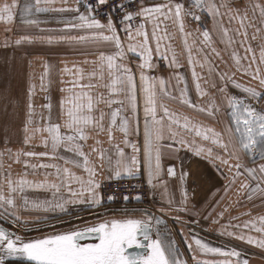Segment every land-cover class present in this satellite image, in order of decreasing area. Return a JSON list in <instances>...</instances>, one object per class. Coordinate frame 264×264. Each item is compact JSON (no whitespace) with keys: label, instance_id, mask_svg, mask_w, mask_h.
Here are the masks:
<instances>
[{"label":"snow or ice","instance_id":"1","mask_svg":"<svg viewBox=\"0 0 264 264\" xmlns=\"http://www.w3.org/2000/svg\"><path fill=\"white\" fill-rule=\"evenodd\" d=\"M241 4L243 0H24L22 5L18 0H5L0 4V22L10 26L17 16L20 19L18 38L10 43L5 37L0 46H64L85 57L80 66L73 62L72 67L65 63L58 68L50 60L43 62L39 87L46 93V102L38 111L34 103L37 86L30 83L22 147L13 151L7 136L3 141L0 221H6L7 227L0 226V264L11 259L27 264H188L174 239V230L148 209H139L143 213L140 217L131 214L136 209L128 208L121 210L125 215L111 217L107 212L93 211L90 219L77 212L82 226L55 227L54 219L61 224L65 221L49 214L68 213L70 206L102 207V181L97 178L101 174L104 180L118 183L136 178L143 166L150 196L161 190V201L168 205L159 211L176 212V223L188 227L180 214L195 218L201 211L195 204L189 206L185 185L190 176L194 181L200 175L199 169L191 171L192 157H202L213 167L227 168L226 190L244 176L236 195L246 194L253 208H264V163L257 164V158L264 161V0H249L243 7ZM201 13L212 21L211 29ZM189 21L197 27L189 29ZM225 21L230 27H225ZM10 30L6 27V31ZM177 36L182 40L180 51L173 46ZM252 41H258L255 48ZM217 42L229 53L233 62L230 68L216 63L219 59L227 65ZM89 56L95 59H87ZM161 60L167 61L168 77L159 74ZM88 64L92 66L90 70L82 66ZM65 75L71 79L65 81ZM56 76L65 85L59 89L62 96L58 107L52 97ZM245 77L248 84L241 82ZM251 81L258 83L252 86ZM229 85L243 95L230 93ZM193 87L195 99L190 96ZM205 87L215 90L219 104ZM204 97H208L207 101ZM4 99L6 106L19 107V101L10 96ZM166 101L207 113L208 117H215L223 106L230 123L218 132L170 109ZM141 119L142 144L138 145L129 137L140 135ZM114 131L123 134L121 142H114ZM92 133L107 134L110 147H102L99 139L88 145ZM37 138L44 151L34 150ZM197 138L213 147L203 146ZM125 147L131 148V153H126ZM182 151L192 156H182ZM93 153L99 157L98 164L91 159ZM5 157L11 162L7 166ZM245 157L254 166L250 167ZM42 158L50 162H41ZM12 163L24 166L19 178H13ZM73 168L83 169L86 178L73 172ZM30 174H42L44 179L30 180ZM49 177L55 180L50 182ZM166 178H174L177 184ZM175 186L181 193L178 204L171 195ZM30 191L50 192L51 197L30 198ZM142 198L140 193L123 196L125 201ZM106 199L111 202L116 197L110 194ZM227 211L225 207L212 223L219 224ZM242 215L251 216V211ZM210 217L211 213L203 218ZM239 219L230 217L221 224L219 235L264 253V215L233 224ZM46 227L55 230L43 233ZM19 230L41 235L25 239L17 234ZM253 231L259 235H251ZM186 242L192 264H250L243 250L235 247L212 246L201 238ZM209 255L219 258H201Z\"/></svg>","mask_w":264,"mask_h":264},{"label":"crops","instance_id":"2","mask_svg":"<svg viewBox=\"0 0 264 264\" xmlns=\"http://www.w3.org/2000/svg\"><path fill=\"white\" fill-rule=\"evenodd\" d=\"M5 0H0V4L4 3ZM11 2V0H8ZM18 2L22 5L24 0H18ZM155 2H163V0H155ZM249 0H243V4L240 6L243 7L244 4H248ZM204 19L207 21V27L211 29L212 21L208 18L206 13H201ZM44 17V14H41V18ZM49 27L55 25H48ZM236 26V25H232ZM6 27L10 28V31H6ZM20 27V19L17 18L14 20L13 24L10 26H6L3 22H0V45L3 44L5 37L9 38V42L18 38L20 33L17 32V29ZM197 27L196 23L191 21L188 22L189 29H195ZM225 27H230L225 21ZM251 29H249V33H251ZM258 44V41H252V45L255 48ZM173 46L180 51L182 49V40L179 36H177L176 40L173 42ZM216 47L221 51L223 61L227 62V65L221 63L218 59L216 61L217 64H220L221 68L231 67L232 61L229 58V53L224 51V45L216 43ZM238 51L243 54L242 49H239L237 45ZM85 59L84 56H80L78 54L71 53L66 47L64 46H54V47H46L41 46L39 44L32 45V46H20L15 47L11 46L8 48H4L0 46V150L3 149L4 144L3 141L7 136L10 139L9 146L12 148L13 151L22 147V139H23V125L25 122V113H26V105H27V90L30 83H34L37 86L36 96L34 98V103L37 105V110L39 111V106L45 103L44 96L46 93L40 91V76L44 72L43 62L45 60H50L54 64L57 65L58 68H63L64 64L67 63L69 67H72L73 62H75L78 66L81 65V62ZM89 60L95 59L94 56L87 57ZM182 63H186V61L182 60ZM86 70L91 69V65H82ZM159 74L165 77H168L170 74V69L167 66V61H159ZM234 70V68L232 69ZM199 71V68L197 69ZM180 72L183 73L184 69H180ZM239 73L237 77H239ZM188 77L190 79V70L188 72ZM65 81L71 79V76L65 75L63 77ZM242 83L248 84L249 79L245 77ZM47 83V81H45ZM258 82L251 81V85L255 86ZM59 82V77L56 76L53 83V90H52V97L53 103L55 106L58 107L59 100L62 96L60 92V88L64 87ZM205 90L209 92L210 95H215L217 103H220V97L215 92V90L208 89L205 87ZM99 91H104V89H99ZM229 92L235 95H243L239 92V90L233 89L231 85H229ZM10 96L11 98L19 101V107L13 109L11 105H7L5 103V96ZM190 96L195 99L194 87L190 91ZM204 101H207L208 97L202 98ZM170 109L175 110L177 113L186 116L189 120L194 123H199L203 126H208L214 128L216 131L220 132L224 129V127L230 123V120L227 117V114L221 106V112L218 113L215 117H208L207 113H197L194 109L188 108L187 106H182L179 103H174L170 101H166ZM7 107V111L5 108ZM103 107V105H101ZM142 117V112H141ZM107 124V120L105 121ZM7 129V131H5ZM114 142H121L123 140V134L119 131H114ZM96 139L101 141V146L104 148H109L108 136L107 134H100L97 136L95 133L91 134L90 139L87 141L88 145H94ZM129 139L136 142L138 145L142 144V119L140 124V135L139 136H132ZM201 142L205 147H213L210 142ZM34 144L38 145L35 147V151L40 152L44 151V147L40 145V141L37 138L34 141ZM121 147L124 145L121 143ZM25 150H32L31 148L25 147ZM88 151V149H85ZM126 153H131V148L125 147L124 148ZM215 152H220L221 155L223 153L220 149L214 148ZM182 156L191 157L192 154L189 152H181ZM91 159L97 164L99 163V157L97 154L93 153L91 155ZM245 162L249 164V166H254L250 163L248 157H245ZM192 172H195L196 169H199L200 175L193 179L189 178L185 188L189 192V201L191 204H195L201 211V215L197 217L186 216L184 214H180L184 220L188 221V227H182V225L177 224L174 217L177 215L176 212H170L168 214L162 213L159 211L161 207L167 209L168 205L161 201L160 198V191L158 190L157 193L152 196L151 202L144 206L139 205H129V206H118V207H108L106 205H102L99 209H84L83 205L79 206H70L68 213H54L49 214L52 217H59L65 221V223L61 224L57 219L53 220L55 227L58 229L68 228L72 225H81L83 221L77 218V212H79L80 216H83L85 219H90V213L93 211L97 212H107V216L111 217L125 215L121 210L124 208L128 209H136V211L132 212L136 217H140L143 213L139 211V209H148L152 211L155 215L160 216L162 219L166 221V224L174 230V239L178 242L179 247L183 252V256L186 260H188V264H192V253L188 248V244L186 241H191L193 238H201L205 242L210 243L212 246L216 247H223L225 249L230 247H235L237 250H243L246 258L250 260V264H264V253H261L260 250L256 249L254 246L247 245L244 242H238L234 238H230L227 236L219 235V228L221 224H226L230 217L239 216V220H234L233 224L243 223L245 220H250L253 217L264 215V208H253L252 202H248L246 199V194L237 196L236 189L239 188L240 182H243L245 177L241 176L236 185L231 188V190H226V185L228 183L225 180L224 176L228 174V170L226 167L221 166L220 168L213 167L212 164L208 161L203 159L202 157H192ZM36 162V161H33ZM41 162L48 163L50 162L47 158H42ZM8 161L7 157H5V165L7 166ZM62 163V162H60ZM166 163H174V162H166ZM219 163V161H217ZM231 163H235V161H231ZM264 163V161H260L257 158V164ZM23 164L12 163V175L13 178H19V176L24 172ZM30 171V170H29ZM48 171H54L49 169ZM77 175L84 176L86 178L87 174L83 171V169H72ZM43 172V170H41ZM143 177L146 180V173L141 166V171L137 175ZM30 180L42 181L44 176L41 175H29L27 177ZM103 183L106 181L104 180V174H101L97 177ZM50 182L54 181V177L48 178ZM169 179L173 185H176L177 182L174 178H166ZM76 187V185H73ZM102 195V188L100 189ZM30 198L39 196L40 198H50V192H32L28 193ZM171 195L177 201V204L180 200V189L178 186H175L171 189ZM219 202V203H218ZM239 202V203H237ZM256 204L260 202L257 200L255 201ZM225 207H228V211L224 214L223 219L220 220L219 224L212 223V219H216L218 217V213L223 211ZM213 208L215 211H213ZM251 211V216L249 215H242L243 213H247ZM211 213V217L209 219H204V216H207ZM198 221V223L196 222ZM0 226H6V221H0ZM161 230L163 231L164 226L161 225ZM11 230V229H10ZM55 229L52 227H46L42 230L43 233H50ZM235 230V229H230ZM47 231V232H45ZM245 232H248V229H244ZM17 234L23 235L25 239H31L38 235H41V232H32V237H29V234H25L24 230H19ZM251 235L257 236L259 235L256 232H251ZM153 238H155V231H153ZM207 259H218L219 257L214 256H207L201 257ZM23 261L17 259L6 260L5 264H15L14 262Z\"/></svg>","mask_w":264,"mask_h":264},{"label":"built area","instance_id":"3","mask_svg":"<svg viewBox=\"0 0 264 264\" xmlns=\"http://www.w3.org/2000/svg\"><path fill=\"white\" fill-rule=\"evenodd\" d=\"M129 185H135L136 187H129ZM138 193L142 194L143 197L140 201H136L134 199L125 201L123 199L124 195H129L131 197L137 195ZM110 194L116 197L114 201H107L106 198ZM102 197H104V205L111 208L129 205L144 206L149 204L152 198V196H150V190L146 180L140 176H137L134 179L125 178L118 183L115 181H105L102 185Z\"/></svg>","mask_w":264,"mask_h":264},{"label":"rangeland","instance_id":"4","mask_svg":"<svg viewBox=\"0 0 264 264\" xmlns=\"http://www.w3.org/2000/svg\"><path fill=\"white\" fill-rule=\"evenodd\" d=\"M34 232V231H33ZM45 232H47V231H45ZM29 235V237H32V232H30V233H28ZM33 238H35V237H33ZM135 251H142L141 249H135ZM15 264H27V262L26 261H18V262H14Z\"/></svg>","mask_w":264,"mask_h":264}]
</instances>
